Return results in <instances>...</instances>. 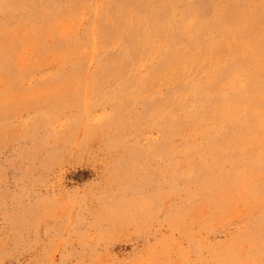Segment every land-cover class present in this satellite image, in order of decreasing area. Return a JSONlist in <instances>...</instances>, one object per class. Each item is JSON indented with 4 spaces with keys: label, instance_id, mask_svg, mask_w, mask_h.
Here are the masks:
<instances>
[{
    "label": "rangeland",
    "instance_id": "rangeland-1",
    "mask_svg": "<svg viewBox=\"0 0 264 264\" xmlns=\"http://www.w3.org/2000/svg\"><path fill=\"white\" fill-rule=\"evenodd\" d=\"M0 264H264V0H0Z\"/></svg>",
    "mask_w": 264,
    "mask_h": 264
}]
</instances>
